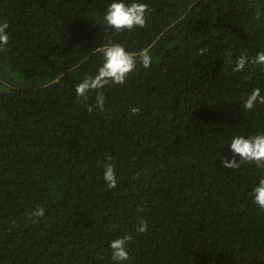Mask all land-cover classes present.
I'll return each mask as SVG.
<instances>
[{"label":"trees","instance_id":"1","mask_svg":"<svg viewBox=\"0 0 264 264\" xmlns=\"http://www.w3.org/2000/svg\"><path fill=\"white\" fill-rule=\"evenodd\" d=\"M112 2L0 0V264H264L252 202L264 169L223 165L234 136L264 134V103L242 108L254 88L264 96V64L252 63L264 0H124L149 10L145 27L120 33L103 19ZM111 43L136 67L85 103L75 88ZM97 92L105 108L90 114ZM129 234V259L113 261L110 243Z\"/></svg>","mask_w":264,"mask_h":264},{"label":"clouds","instance_id":"2","mask_svg":"<svg viewBox=\"0 0 264 264\" xmlns=\"http://www.w3.org/2000/svg\"><path fill=\"white\" fill-rule=\"evenodd\" d=\"M148 5L140 2H132L126 4L124 0H114L108 8L103 17L106 25L114 30L116 33L125 30L131 31L136 27L146 26V13L148 12ZM259 15V14H258ZM8 23L0 24V47L6 46L9 42L7 29ZM103 56V63L97 70V73L87 76L80 82L76 88L75 93L77 97L81 98L83 102H87L90 91H96L105 88L109 84L124 85L128 75L135 69L137 63V56L134 53L126 51V49L119 43H111L100 49ZM139 61L145 69L149 68L152 63V57L148 50H142L139 53ZM248 59L245 55L237 57L233 72L242 71L245 68ZM252 63L264 64V52L259 53L252 61ZM105 95L103 92H97L95 97V105H87V110L91 114L94 109L103 111L105 108ZM264 103V96L261 95L260 88H254L252 92L246 97L243 103L244 110H252L257 102ZM139 112L138 108H132L131 114L136 115ZM230 150L234 153L231 161L227 158L223 160V165L226 168L239 169L241 165L246 163H254L257 168L264 169V134H258L251 137L234 136L230 142ZM235 156H239L240 160L237 162ZM107 160L111 161L112 157L108 155ZM104 181L109 190L117 187V178L114 171V166L111 163L105 165ZM253 203L264 211V178L259 181V184L254 188ZM45 209L37 207L29 214V219L33 222H38V218L43 217ZM147 221L141 220L137 227V232H147ZM132 236L126 235L122 238L114 239L110 243L111 258L116 262H123L129 259V253L126 245L132 240Z\"/></svg>","mask_w":264,"mask_h":264}]
</instances>
